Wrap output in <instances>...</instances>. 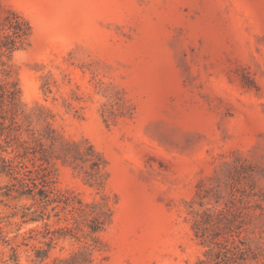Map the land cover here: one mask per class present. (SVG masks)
I'll use <instances>...</instances> for the list:
<instances>
[{
	"label": "rangeland",
	"instance_id": "obj_1",
	"mask_svg": "<svg viewBox=\"0 0 264 264\" xmlns=\"http://www.w3.org/2000/svg\"><path fill=\"white\" fill-rule=\"evenodd\" d=\"M10 12L31 29L1 56L0 167L28 142L54 175L34 195L0 169V264H196L198 215L234 201L230 264H264V0H0V34Z\"/></svg>",
	"mask_w": 264,
	"mask_h": 264
},
{
	"label": "trees",
	"instance_id": "obj_2",
	"mask_svg": "<svg viewBox=\"0 0 264 264\" xmlns=\"http://www.w3.org/2000/svg\"><path fill=\"white\" fill-rule=\"evenodd\" d=\"M30 25L25 21L19 14L15 12H10L6 21V28L4 32L0 34V75H8L7 63L1 59V56H11L15 51L19 50L25 42H27L30 36ZM2 85L0 84V88ZM35 145L23 142L16 144L13 147L15 156L17 159L15 161H4L3 171H5L9 176L12 177L14 181V186L17 190L23 188H29V193L34 195L43 194L44 191L50 193L51 184L53 181V171L44 165L43 159L40 154L33 149ZM26 161L31 162V166L26 165ZM46 161L48 159L46 158ZM17 162V164H15ZM49 163V162H48ZM228 169V184L233 188V196L238 193H243L244 197L249 198L250 194L255 193L256 176H254V167L246 165H238L227 167ZM226 170V171H227ZM241 181V182H240ZM215 187H212L206 191L199 194L201 200V206L204 205V200L215 196L219 203L221 201V196ZM253 196V195H252ZM48 197V196H47ZM240 203V201H238ZM231 205V206H230ZM235 207L236 203L230 202L225 203L219 209L215 208L207 209L198 215V218L194 222L195 236L201 240V244L205 245L208 250L204 254V259L199 260L196 264H230L233 260L231 255L232 250H237L238 255L242 254L244 258L240 260L247 259V248H240L238 244L243 245L242 240L244 239L241 231H234V221H235ZM232 216V220L226 222L225 226L220 228L221 231H227L224 236L213 235L215 229H217L216 224H220L223 218ZM214 228V230H212ZM237 230L239 229L236 228ZM218 232V233H220ZM231 248H227V246ZM234 255V254H233ZM236 259L233 262H237Z\"/></svg>",
	"mask_w": 264,
	"mask_h": 264
}]
</instances>
